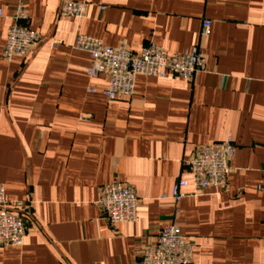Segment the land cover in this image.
<instances>
[{
    "label": "crops",
    "instance_id": "crops-1",
    "mask_svg": "<svg viewBox=\"0 0 264 264\" xmlns=\"http://www.w3.org/2000/svg\"><path fill=\"white\" fill-rule=\"evenodd\" d=\"M66 1L86 2L85 18L59 17ZM19 4L43 41L7 62ZM0 10V184L32 205L24 245L0 247V264H141L172 224L192 264H264V0H0ZM78 35L135 54L197 47L205 69L137 76L132 98L110 102L107 77L90 78L89 54L72 47ZM228 138L226 188L194 194L186 162ZM179 180L190 185L175 203ZM115 181L137 191L138 222L104 218L100 188Z\"/></svg>",
    "mask_w": 264,
    "mask_h": 264
},
{
    "label": "built area",
    "instance_id": "built-area-1",
    "mask_svg": "<svg viewBox=\"0 0 264 264\" xmlns=\"http://www.w3.org/2000/svg\"><path fill=\"white\" fill-rule=\"evenodd\" d=\"M88 7L86 2L66 1L59 10V17L81 21L85 18ZM204 26L208 28L209 22H205ZM42 41V36L29 27L28 13L24 6L19 4L13 10L12 24L7 32L2 59L10 62L15 57L24 58ZM72 47L89 54L90 78L107 77L108 85L103 94L110 102L132 98L137 76L193 80L206 65L205 57L197 47L190 52L169 55L165 50L150 43L135 54L124 45L111 48L100 40L85 35L76 36ZM235 151L236 147L230 138L197 150L195 156L186 162L192 177L194 194L226 188ZM189 185L188 181L179 180L174 186L172 198L175 203L185 197L182 190ZM98 203L104 218L111 226L139 221L141 202L133 186L118 181L105 185L100 188ZM31 208L29 201L10 202L6 198L4 186L0 184V247L18 248L24 245ZM192 257L193 244L180 234L175 224H172L159 231L153 245L144 248L140 261L141 264H192Z\"/></svg>",
    "mask_w": 264,
    "mask_h": 264
}]
</instances>
